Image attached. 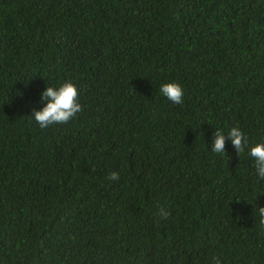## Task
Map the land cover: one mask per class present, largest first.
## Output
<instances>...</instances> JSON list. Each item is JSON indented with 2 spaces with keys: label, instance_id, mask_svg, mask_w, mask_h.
<instances>
[{
  "label": "trees",
  "instance_id": "obj_1",
  "mask_svg": "<svg viewBox=\"0 0 264 264\" xmlns=\"http://www.w3.org/2000/svg\"><path fill=\"white\" fill-rule=\"evenodd\" d=\"M261 142L264 0H0V264H264Z\"/></svg>",
  "mask_w": 264,
  "mask_h": 264
},
{
  "label": "clouds",
  "instance_id": "obj_2",
  "mask_svg": "<svg viewBox=\"0 0 264 264\" xmlns=\"http://www.w3.org/2000/svg\"><path fill=\"white\" fill-rule=\"evenodd\" d=\"M159 91L173 104L180 105L183 103L184 90L177 83H166L160 86ZM41 102L44 106L32 113V118L38 123L41 129L47 128L54 124H67L74 116L80 112L81 105L78 102V90L76 86L66 81L59 87H46L41 93ZM230 140L236 153H243L248 146L247 138L238 127H233L227 133L217 130L212 136L211 151L214 153H225V140ZM248 155L255 161V170L260 180H264V142L257 143L250 148ZM110 181L119 179L117 172H111L107 176ZM160 216L167 219L170 213L165 209H160ZM260 224L264 225V207L258 208ZM213 264H220L218 258H213Z\"/></svg>",
  "mask_w": 264,
  "mask_h": 264
}]
</instances>
